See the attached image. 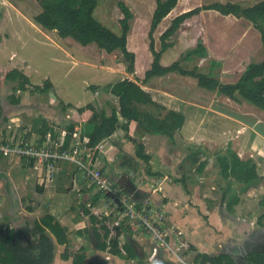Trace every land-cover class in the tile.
<instances>
[{"label":"crops","instance_id":"0c3cea01","mask_svg":"<svg viewBox=\"0 0 264 264\" xmlns=\"http://www.w3.org/2000/svg\"><path fill=\"white\" fill-rule=\"evenodd\" d=\"M3 7L4 15L0 17V54H6L9 51V41L15 39L14 34L3 32L4 25L8 24V21L13 24L15 17L41 31L34 21L40 10L29 16L33 11H29L31 8L21 0H5ZM183 9L185 10L182 12L189 10L186 7ZM229 16L234 17L235 23H241L243 19ZM253 27L250 22L247 30ZM243 34L245 36L246 32ZM259 39L261 34L258 36V45L261 44ZM248 53L247 57H253V50H248ZM234 54L237 55V52L223 55L227 60L222 58L216 61L217 65L212 68L224 84L236 83L246 70L247 63L244 60L227 65L230 61L228 59ZM23 64L25 68L0 67L4 70L17 69L30 79L26 73L27 62L24 61ZM105 68L109 73L114 72L109 66ZM3 74L0 71V78ZM234 74H238V78L233 82L228 76ZM165 77L167 76L156 77L139 84L162 106H170L169 99L171 102L181 101L182 104L176 103L178 107L161 110L162 116L169 110L182 112L185 116V122L175 133L174 139L145 133L135 122L124 127L126 120L121 117L120 127L115 133L92 148L89 146L92 126L79 118L76 126L78 139L71 143L80 144L79 155L74 158H84L85 163L89 164L93 156L94 162L102 169L112 187L129 194L143 206L166 213L170 230L167 239L171 242V247L160 246L145 230H131L132 235H129L118 234L114 229L112 236L119 239L123 256L97 250V242L92 233L89 236L84 232L88 227V218L84 214L82 204L87 203L93 212L100 211L102 215H109L111 208L106 206V198L102 197L96 201L99 191L91 183L86 170L74 159H54L50 166V163L44 164L38 159L33 161L14 152L8 155L3 153V148L10 150L25 144L55 151L53 144H64L66 126L73 121L78 108L55 95L54 87L44 91L43 86H39L32 91L34 85L31 79L29 89L25 91H19L16 82L1 85L0 81V225H11L18 233H32L35 221L46 214L54 216L67 228L70 241L69 245L56 244V255L52 264H73V255L82 246H88L85 264L98 257L107 258L110 264H199L195 262L199 253L211 256L225 254L237 264L238 256L234 249L242 240L230 236V229H244L243 234L246 235L247 232L252 234L257 228L229 213L228 208L235 210L245 197L250 200L258 193H264V129L258 131L264 122V114L256 111L243 99L234 101L218 95L217 92L205 91L206 89L199 92L204 93V99L201 101L194 96L181 98L170 85L168 88L167 83H164L163 88L156 87V81ZM34 91L46 95V98L43 100L42 97H37ZM17 99L19 101H16ZM102 99L101 108L108 113L111 112L109 103L118 106V98L115 96ZM242 117H248L252 124H246ZM51 128H55V139L52 138ZM135 139L144 143L146 154L151 156L149 163L137 156V147L133 141ZM229 148L244 160L254 159L262 179L250 185L222 179L217 158ZM197 151L201 152L202 159L195 163L193 159ZM202 161H207V165L203 173L198 174L197 170ZM52 170L53 182L50 179ZM237 184L241 187L235 190L233 186ZM220 195L224 201L225 197H228L229 202L218 201ZM236 198H240V202L230 207ZM217 205H224L225 208L219 207V211L214 212ZM30 208L33 211H30ZM210 225L216 227V230L212 231ZM217 230L219 232H215ZM182 234L185 238L182 237L183 240L188 241L189 248L193 247L195 250H191L198 252L195 256H182L174 249L178 241L181 242ZM126 243L134 248L135 257H127L126 251L123 250ZM156 246L160 248L153 257ZM221 247L225 250L232 249V253L219 252L217 249ZM198 249L200 250L196 251ZM65 253L70 256L67 260L62 257ZM251 253L253 252H249L247 257ZM190 257H195L194 262H190ZM243 261L246 264L247 258Z\"/></svg>","mask_w":264,"mask_h":264},{"label":"trees","instance_id":"16d2710c","mask_svg":"<svg viewBox=\"0 0 264 264\" xmlns=\"http://www.w3.org/2000/svg\"><path fill=\"white\" fill-rule=\"evenodd\" d=\"M37 1L41 12L35 16L34 21L44 30L56 31L60 37L74 39L85 47L95 45L108 54L120 52L127 65L126 72L131 74L135 72L136 55L128 48L130 22L134 18V14L124 2H120L124 17L121 20L122 35H118L95 17V11L100 0ZM179 2L180 0H157L150 31V48L154 61L151 68L146 71L145 80L142 82L145 83L156 77L178 73L182 76L197 79L198 86L202 89L217 92L218 95L226 96L234 101L243 99L264 110V0L251 7H243L238 3L232 2L213 3L185 12L172 20L170 27L161 36L162 48L157 51L154 34L163 20L178 6ZM204 11H217L225 16L233 15L237 18L247 19L261 34L263 60L249 63L236 83H222L213 72L214 69L209 73H203L197 67L186 69L183 66L185 61L195 56L205 57L207 55L208 49L202 43L186 52L180 60L171 65L166 66L162 63L163 55L174 46L172 40L182 25ZM213 65H217V63L213 62ZM0 71L4 73L0 78L1 85L12 81L18 83L19 91L29 89L30 79L23 72L14 68L4 70L2 67H0ZM53 87L54 85L47 81L42 89L49 91ZM37 88L35 87V89ZM92 89L98 95L96 86H93ZM104 91L118 98V106H113L109 103L110 113L101 108L97 102L77 108L73 121L66 126L65 142L61 150H69L72 145L71 142L78 139L76 126L79 118L92 126V131L89 135V146L92 148L115 133L120 127L121 117L126 120L124 127L135 122L145 133L164 135L170 139H174L175 133L185 122L184 114L176 110H169L165 116H162L161 110L167 108L154 101L153 96L136 81L127 78L107 85ZM16 101H19V99ZM50 130L52 138L55 139V128ZM133 141L137 147V156L149 163L151 156L146 154L144 143L136 139ZM201 159V152L197 151L193 160L196 163ZM217 159L221 168V176L226 181L231 180L243 185H250L262 179L259 175L256 161L254 159H242L231 148L225 153L219 154ZM33 161L35 160L33 159ZM206 165L207 161L200 163L197 170L198 174L203 173ZM102 197L106 198V194L99 191L96 195V201L102 199ZM239 202L240 198H236L230 204V207ZM82 206L84 214L88 218V227L85 228L84 232L89 236L92 233L97 242L96 249L102 252H110L116 256H123L120 241L112 236L110 227L116 221L117 213L101 216L95 214L87 203H83ZM261 206L264 207V199L261 201ZM139 207L141 208L142 205L139 204ZM30 209V211H33L32 208ZM263 221L264 213L260 217V224L263 225ZM115 229L118 234L126 233L132 235L131 229L128 226H124V223ZM69 241L67 228L51 214H46L40 220L35 221L33 231L28 236L16 232L11 225H0V264H52L56 255V244L69 245ZM191 249L195 250L193 247ZM123 250L126 251L128 258L136 255L134 248L129 243L123 246ZM87 251L88 246L79 248L73 255V264H85ZM62 257L66 260L70 258L68 253L63 254ZM195 262L201 264H236L230 256L225 254L211 256L199 253L195 258ZM88 264H110V261L105 257H98ZM246 264H264V253H251L247 257Z\"/></svg>","mask_w":264,"mask_h":264},{"label":"rangeland","instance_id":"374dc122","mask_svg":"<svg viewBox=\"0 0 264 264\" xmlns=\"http://www.w3.org/2000/svg\"><path fill=\"white\" fill-rule=\"evenodd\" d=\"M4 1L5 0H0V17L4 15ZM21 2L31 8L29 11H33L29 16L36 14L39 10L41 12L37 0H21ZM120 2H124L129 6L134 14V18L130 22L131 29L128 37V48L131 52L136 54V67L133 74L126 72L127 65L120 52L108 54L95 45L85 47L74 39H64L60 37L56 31L44 30L35 22L36 26L41 30L38 31L23 19L19 21L16 17L14 18L13 24L8 21V24H5L3 27V32L14 34L15 39L9 41V51L6 54H0V66L25 68L23 64L25 61L28 65L26 73L29 75L34 85L32 91L35 90L36 86L44 87L46 82L50 81L54 85L53 93L58 95L65 103L72 104L73 107L79 108L89 103L97 102L101 107L103 97H113L111 94L104 91L107 85L127 78L141 84L145 79L146 71L151 68L154 61V56L150 48V31L152 17L157 7V0H100L95 11V17L118 35H122L121 20L124 17L120 8ZM228 2L238 3L243 7H251L259 3V0H181L178 6L163 20L156 30L154 34L156 50H161V36L170 27L174 18L199 6ZM184 6L189 8V10L182 12L185 10L183 9L185 8ZM233 18L232 16L222 15L217 11H204L200 15L186 21L172 40L174 46L163 55V65L168 66L180 60L186 52L196 48L199 43L207 47L208 53L205 57L195 56L185 61L183 66L186 69H194L197 67L201 72L209 73L210 70L215 67L213 62L222 58L227 60L223 55L232 51H236L237 55L234 54L233 57H230V59H228L230 61L227 62V65L233 64L239 60H244L247 65L248 63L263 60L262 39H259L261 44H257L260 32L255 27L247 30V26L250 24V21L247 19L243 18L241 23H235ZM245 32L246 34L243 36ZM248 50H253V57H247L249 54ZM13 54H16V56H12ZM101 66L104 68H101ZM106 66L111 67L114 72H110V74L106 71ZM228 77L233 79L230 81L234 82L236 81L235 79L238 78V74L229 75ZM159 80L160 81H156L158 82L156 87L163 88L165 85L164 83H167L168 88H170V85L181 98L194 96V98L199 101L204 99V93L199 92L205 89L198 86V80L195 78L174 73L173 75L169 74L167 77ZM226 80L225 78V81ZM93 86H96L98 95L96 91L92 89ZM34 93L37 97H42L43 100L46 98L44 94L42 95L35 91ZM165 98L168 97L165 96ZM161 100H163V98ZM170 102L169 99L168 103L170 106L165 105L166 108L178 107L176 105L178 101L171 102L172 104ZM165 103H167V99ZM178 103L182 104L181 101ZM247 104L256 111L261 112V114H264V110L248 101ZM182 107L185 108L184 106ZM244 111L247 112L246 109H244ZM242 118L246 124H252V121L248 119V117ZM261 129H264V122L259 126L258 131ZM137 137L139 138V136ZM34 146L35 145L29 144L24 145V147ZM53 146L55 148L56 144H53ZM79 146L80 144H76L75 142L71 145L70 150H74ZM75 156L77 155L75 154L74 157ZM74 159L79 161V159ZM238 186L237 184L233 186V188L236 190L241 187V185ZM263 199L264 193H258L251 197L250 200L245 197L235 210H233V208H230V210L228 207L226 208H228L229 213L234 214L238 219L241 220L242 218L244 222L249 223L251 226L264 229V221L263 225L260 224V217L264 213V207L261 206V201ZM218 201L223 203L224 200H222L221 195ZM225 202H229L228 197H225L224 203ZM219 207L225 208L224 205L218 206L214 209V212L219 211ZM163 213L166 215L165 212ZM210 227L213 229L212 231L216 230V227L214 228L211 225ZM141 231L143 232L144 230L141 229ZM215 232L219 231L217 230ZM243 232L244 229L236 230V228H232V230L230 229L229 235L238 240H243ZM23 234L28 236L29 232H24ZM146 234L150 235L149 233ZM180 237L181 242L178 241L177 246L174 247L177 254L179 253L182 256L188 254L195 256L198 252H194L189 248L188 241L183 240L184 234ZM190 258V262H194L195 257Z\"/></svg>","mask_w":264,"mask_h":264},{"label":"built area","instance_id":"2783aa9c","mask_svg":"<svg viewBox=\"0 0 264 264\" xmlns=\"http://www.w3.org/2000/svg\"><path fill=\"white\" fill-rule=\"evenodd\" d=\"M63 145V143L57 142L55 151H52L50 148L39 149L24 146H15V148H11L10 150L3 148L2 151L5 155L14 152L18 155L25 156L27 159H38L44 164L50 163V166H52L51 163L54 159H74L75 154L79 155V147H76L74 150H61ZM75 161L86 170L88 178L98 191L104 192L106 199L108 198L110 200L107 199L106 204L108 208H111L109 215L117 213L116 221L110 225L112 230L120 227L124 223V226H128L133 231L143 229L150 233L160 246L165 248L171 247L172 244L167 239L170 230L167 226L166 215L162 211L153 210L143 205L140 208L139 203L133 200L129 194L112 187L108 183L102 169L94 162L93 156H91L89 164L85 163L84 158ZM50 177L51 182H53V170ZM94 213L102 216V212L100 211ZM159 248V246L154 248L153 257L157 255Z\"/></svg>","mask_w":264,"mask_h":264},{"label":"flooded vegetation","instance_id":"af4514ba","mask_svg":"<svg viewBox=\"0 0 264 264\" xmlns=\"http://www.w3.org/2000/svg\"><path fill=\"white\" fill-rule=\"evenodd\" d=\"M250 234H251L250 232H247L246 233L247 236L244 235V239H243V240L247 241L249 251L253 252V253H259V252L264 253V229H262L261 227H258L256 231H254L251 235ZM248 237L249 238L251 237L250 239L252 241H249ZM217 250L219 252L225 251L226 253H229V254L232 253V251H231L232 249L231 250H229V249L225 250L224 248L222 249V247H221ZM234 250H235V252H237L236 254L238 256L237 264H244L243 260H245V259H243L244 258L243 257V248L241 246H237ZM202 254H204V253H202ZM199 264H201V263H199Z\"/></svg>","mask_w":264,"mask_h":264},{"label":"water","instance_id":"95a60500","mask_svg":"<svg viewBox=\"0 0 264 264\" xmlns=\"http://www.w3.org/2000/svg\"><path fill=\"white\" fill-rule=\"evenodd\" d=\"M249 238V237H248ZM251 238V237H250ZM248 239L249 241H252L251 239ZM238 246H241L243 248V257L246 260L247 255L249 254V248H248V243L247 241L243 240L242 242H240L239 244H237ZM247 248V249H246Z\"/></svg>","mask_w":264,"mask_h":264}]
</instances>
